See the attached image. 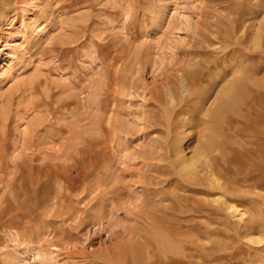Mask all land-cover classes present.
Returning a JSON list of instances; mask_svg holds the SVG:
<instances>
[{"label": "rangeland", "instance_id": "1", "mask_svg": "<svg viewBox=\"0 0 264 264\" xmlns=\"http://www.w3.org/2000/svg\"><path fill=\"white\" fill-rule=\"evenodd\" d=\"M263 167L264 0H0V264H264Z\"/></svg>", "mask_w": 264, "mask_h": 264}, {"label": "bare ground", "instance_id": "2", "mask_svg": "<svg viewBox=\"0 0 264 264\" xmlns=\"http://www.w3.org/2000/svg\"><path fill=\"white\" fill-rule=\"evenodd\" d=\"M202 77V76H201ZM160 100V103H161V105H163V102H164V97H163V95L159 98ZM211 161V160H210ZM183 166L184 167H189V166H187V164H185V163H183ZM208 166V165H207ZM213 168V167H212ZM262 171V173H261V175H264V167L263 168H261V170H260V172ZM41 174H44V173H41ZM46 175V174H45ZM44 175V176H45ZM62 176V175H61ZM43 176H41V178H42ZM49 178V177H48ZM46 179V178H45ZM50 179V178H49ZM42 180V179H41ZM259 180V179H258ZM49 181V180H48ZM246 181V180H245ZM239 182V181H238ZM237 182V183H238ZM256 182V181H255ZM247 183V182H246ZM252 183V182H251ZM42 184V183H41ZM44 184V183H43ZM47 184V183H46ZM259 184V183H258ZM48 185H49V182H48ZM62 185V184H61ZM264 185V184H263ZM41 186V185H40ZM41 187H44V186H41ZM46 187H47V185H46ZM64 187V186H63ZM261 187V186H260ZM51 188V187H50ZM48 189V188H47ZM54 189V188H53ZM12 190V189H11ZM61 191V190H60ZM233 194V193H232ZM172 213L173 214H175V215H178V212L177 211H175V210H173L172 211ZM218 216V215H217ZM176 217V216H175ZM216 217V216H215ZM214 217V218H215ZM223 217H225V216H223ZM242 219H244V218H242ZM149 220H151V219H149ZM249 220V219H248ZM177 221H178V219H177ZM214 221H215V219H214ZM243 221V220H242ZM247 221V220H246ZM226 222H227V220H226ZM248 222V224L250 223V222H252V221H247ZM245 225V224H244ZM249 227V226H248ZM133 238H134V236H133ZM134 252V254H133V261H132V263H136V264H140V258L138 257V255H137V251H136V249H134L133 250ZM160 257V256H159ZM174 259L175 258H173V259H171V262H170V264H178V262L177 261H174ZM162 261V260H161ZM160 263V262H159ZM161 264H163V263H161Z\"/></svg>", "mask_w": 264, "mask_h": 264}]
</instances>
